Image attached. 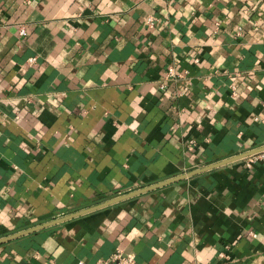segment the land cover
Here are the masks:
<instances>
[{"label": "crops", "instance_id": "crops-1", "mask_svg": "<svg viewBox=\"0 0 264 264\" xmlns=\"http://www.w3.org/2000/svg\"><path fill=\"white\" fill-rule=\"evenodd\" d=\"M263 101L264 0H0V237L264 144ZM116 250L264 264V159L21 235L0 264Z\"/></svg>", "mask_w": 264, "mask_h": 264}, {"label": "water", "instance_id": "water-1", "mask_svg": "<svg viewBox=\"0 0 264 264\" xmlns=\"http://www.w3.org/2000/svg\"><path fill=\"white\" fill-rule=\"evenodd\" d=\"M263 151H264V144L259 145L257 147H254L252 149H248L246 151L231 155L229 157L220 159L218 161H215V162H212V163H208V164H206L204 166L192 169L190 171H187V172H184V173H181V174H177V175H174L172 177H169V178H166V179H163V180L148 184L146 186H143V187L128 191V192L123 193L121 195H118V196L112 197L110 199L104 200V201H102L100 203H97V204L91 205L89 207H86V208L74 211L72 213L66 214V215H64L62 217L54 218L52 220H49V221L34 225V226L29 227L27 229H23V230L14 232L12 234L0 237V244L4 243V242H7V241H9L11 239H14L16 237H19L21 235L31 233L33 231L45 228L47 226L54 225L56 223L65 221L67 219H70V218L82 215L84 213H88L90 211H93V210H96V209H99V208L114 204L116 202H120L122 200H125V199H128V198L140 195L142 193L154 190V189L162 187L164 185L180 181L182 179H185V178H188V177L203 173V172H205L207 170H210V169L219 167L221 165H225V164H228V163H231V162H234V161H237V160H240V159L255 155V154L263 152Z\"/></svg>", "mask_w": 264, "mask_h": 264}, {"label": "built area", "instance_id": "built-area-1", "mask_svg": "<svg viewBox=\"0 0 264 264\" xmlns=\"http://www.w3.org/2000/svg\"><path fill=\"white\" fill-rule=\"evenodd\" d=\"M153 22H154L153 17L148 16L146 18V24L148 26H152ZM19 33L21 35H23L25 33L24 29L21 28L19 30ZM236 35L237 36L241 35V28L240 27L237 28ZM34 59H35L34 57L29 58L28 61L31 63ZM166 73H167V77L173 78V79L181 76L180 74L176 73V71L174 70V68L172 66H169L167 68ZM230 88H231L232 93L234 94L235 93L234 86L231 85ZM262 105L264 106V101L262 102ZM257 155H259L261 158L264 159V151L260 152L259 154L257 153ZM94 264H140V263H138L132 255L123 254L119 250H116L110 257H108L106 259L98 260Z\"/></svg>", "mask_w": 264, "mask_h": 264}]
</instances>
